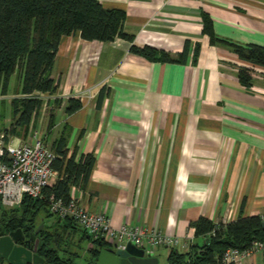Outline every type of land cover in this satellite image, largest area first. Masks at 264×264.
Instances as JSON below:
<instances>
[{"label": "crops", "instance_id": "obj_1", "mask_svg": "<svg viewBox=\"0 0 264 264\" xmlns=\"http://www.w3.org/2000/svg\"><path fill=\"white\" fill-rule=\"evenodd\" d=\"M98 1L124 11L123 30L134 46L173 57L186 48L185 63L149 62L118 38L102 43L83 41L78 32L62 37L51 74L57 90L44 96L17 144H31L35 133L44 141L54 135L53 141L64 129L69 153L77 148V158L94 156L87 184L73 187L71 197L107 215L115 228L134 225L177 238L180 253L202 245L190 226L199 218L227 224L262 217L264 69L241 61L228 45L264 47V0ZM205 16L228 45L210 42ZM242 68L250 71L249 88L239 82ZM70 98L81 109L65 115ZM67 234L68 249L88 258L87 234L80 227ZM166 250H157L158 262ZM240 264H264V253Z\"/></svg>", "mask_w": 264, "mask_h": 264}, {"label": "trees", "instance_id": "obj_2", "mask_svg": "<svg viewBox=\"0 0 264 264\" xmlns=\"http://www.w3.org/2000/svg\"><path fill=\"white\" fill-rule=\"evenodd\" d=\"M124 22L123 10L105 9L98 0H0V96H7L12 77L16 78L19 87L15 97L10 100L11 123L4 134L14 136L20 129L28 130L45 104L44 96L55 94L57 85L51 74L62 37L78 32L86 42L111 43L118 38L131 44L132 54L149 62L185 63L186 48L183 54L173 57L170 53L149 46H134L133 37L123 30ZM210 22L207 16L203 18V33L210 42L228 45L215 37ZM228 46L241 61L264 69V47ZM197 56L198 47L195 48L193 63H196ZM238 79L244 87L251 86L252 78L248 69H240ZM103 96L104 89L99 94V105ZM60 103V100H55L53 106H59ZM79 109L80 101L70 98L64 113L71 115ZM51 122L52 116L49 130ZM50 148L56 155L53 168L62 175V179L46 188L44 194H53L67 202L71 199L73 187L83 188L87 184L94 156L82 154L77 158V148L69 153L64 129L51 142ZM41 208H45L47 215L51 216L46 200L30 197H24L18 207L2 209L0 237L21 229L25 238H29V234L43 223L37 222ZM56 220L54 227L44 226L36 236L39 240L37 254L44 259L45 264H77L81 255L68 249L71 243L67 231L79 226L72 219ZM263 222L261 216L239 217L227 224L199 218L190 226L196 238L204 239L202 245L193 246L186 254L169 249L167 264H224L222 257L228 249L242 251L249 248L254 240L264 242ZM59 223H63V226ZM107 246L103 241L92 242V247L86 251L87 264H95L99 253ZM0 264L9 263L0 259Z\"/></svg>", "mask_w": 264, "mask_h": 264}, {"label": "built area", "instance_id": "obj_3", "mask_svg": "<svg viewBox=\"0 0 264 264\" xmlns=\"http://www.w3.org/2000/svg\"><path fill=\"white\" fill-rule=\"evenodd\" d=\"M55 153L44 140L33 134L31 144L13 145L9 136L0 133V213L21 205L24 197L46 200L49 214L56 219H72L92 242L103 241L123 249L127 243L142 249L145 257H154L159 248L176 249L179 241L159 231H147L134 225L112 226L110 218L89 211L72 198L65 202L44 190L52 187L62 175L53 168ZM264 221V215L262 216ZM264 253V242L252 241L245 250L228 249L222 257L224 264H240L253 253Z\"/></svg>", "mask_w": 264, "mask_h": 264}, {"label": "water", "instance_id": "obj_4", "mask_svg": "<svg viewBox=\"0 0 264 264\" xmlns=\"http://www.w3.org/2000/svg\"><path fill=\"white\" fill-rule=\"evenodd\" d=\"M43 228L44 225L40 224L29 234V238H25L21 229L0 237V259L9 264H45L44 259L37 254L39 240L36 239ZM95 264H158V260L145 257L142 249L127 243L123 249L113 245L103 248Z\"/></svg>", "mask_w": 264, "mask_h": 264}, {"label": "rangeland", "instance_id": "obj_5", "mask_svg": "<svg viewBox=\"0 0 264 264\" xmlns=\"http://www.w3.org/2000/svg\"><path fill=\"white\" fill-rule=\"evenodd\" d=\"M18 83L15 77H12L8 95L0 99V133H3L4 130L8 129L11 123V107H10V100L15 97L16 93L18 92ZM31 133V132H30ZM29 133V135H30ZM23 133L17 132L14 136H9L10 140H12L13 145H17L19 142V139L22 138ZM54 135H49L48 140H45V144L50 147V144L52 142ZM24 141V139H22ZM37 222L40 223L41 221L44 222L46 226H49V224H53L54 221H56V218L53 216H48L46 213L45 208H41L38 215H37ZM40 225V224H39ZM84 245L82 248L86 247V240L83 241ZM70 247V246H69ZM65 248V247H63ZM84 249H82L83 251ZM79 251V249H78ZM81 252V251H80ZM83 255V253L81 252ZM86 257H81L80 259H77V264H87ZM167 250L160 254L159 262L158 264H167Z\"/></svg>", "mask_w": 264, "mask_h": 264}]
</instances>
